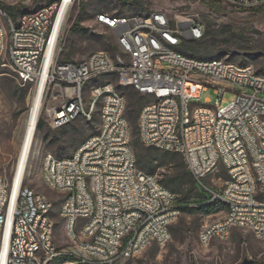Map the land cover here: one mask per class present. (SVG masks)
Wrapping results in <instances>:
<instances>
[{
	"label": "built area",
	"instance_id": "built-area-1",
	"mask_svg": "<svg viewBox=\"0 0 264 264\" xmlns=\"http://www.w3.org/2000/svg\"><path fill=\"white\" fill-rule=\"evenodd\" d=\"M30 0H0V61L6 59L22 86L41 90V110L53 130L80 119L99 129L67 158L47 153L41 173L62 195L59 217L68 245L54 241L52 203L18 181L0 175V264H118L149 245L171 239L179 215L175 195L153 174L142 172L130 145L126 100L119 85L150 98L137 117L140 142L178 154L208 203L224 204V216L201 227L198 241L209 246L245 229L264 241V75L252 66L220 59L200 60L177 51L183 40L202 38L203 28L182 34L163 13L96 15L113 32L114 56L95 52L85 60L61 63L73 3L51 2L19 16L14 24L2 6ZM225 6L255 9L264 0H219ZM212 88L213 105L199 102ZM234 94L226 106L225 93ZM222 169L221 191L203 182Z\"/></svg>",
	"mask_w": 264,
	"mask_h": 264
},
{
	"label": "rangeland",
	"instance_id": "rangeland-1",
	"mask_svg": "<svg viewBox=\"0 0 264 264\" xmlns=\"http://www.w3.org/2000/svg\"><path fill=\"white\" fill-rule=\"evenodd\" d=\"M59 0H30L24 5L26 12L35 11L51 2ZM105 13L110 16H134L150 13L166 15L170 27L179 29L182 34L187 25H201L203 32L209 27L211 39L209 44L193 46L196 54L206 59H220L237 65L252 66L256 73L264 75V16L248 10H237L225 6L223 11L214 12L199 0H75L69 13L68 24L62 45L63 54H69L74 63L81 62L95 52H105L111 56L114 52L111 45L116 44L113 32L95 22L96 15ZM19 17L12 22L15 24ZM79 20L77 32L70 30L73 23ZM202 41V38L199 39ZM208 41V39H207ZM191 42L183 40L182 43ZM198 42V40H196ZM220 58H215L217 55ZM191 55V53H190ZM108 81L119 85L117 76ZM33 97L28 86H22L6 59L0 61V175L10 180L18 160L24 122ZM234 94L225 93L226 106L234 100ZM146 102L151 99L147 98ZM218 96L212 88L201 94L199 102L206 100L213 105ZM38 121L43 122L41 129L36 128L34 151L29 159L25 187L43 195L52 203L51 219L54 221V241L57 247L68 245L64 232V223L59 217L62 195L51 190L41 173L43 158L50 153L58 158L71 156L77 148L99 129V116L91 123L78 119L62 129H51L43 114ZM38 123V122H37ZM141 146H144L139 142ZM178 158L171 162H154L158 166L153 173L146 172L149 166L143 163L139 169L157 177L159 183L170 179L177 170ZM227 179L226 173L220 169L215 175L203 182L210 185L213 191H221ZM161 184V183H160ZM162 185V184H161ZM174 193L178 199L182 195L192 193L196 199L206 200L207 195L193 189L187 180L176 188ZM224 216V209H217L205 215L203 213H179L170 226L171 239L164 245L152 243L141 254L134 258L120 261L118 264H241L251 260L252 264H264V241L256 239L245 229H233L229 237L222 241H214L209 246H202L198 241L201 227Z\"/></svg>",
	"mask_w": 264,
	"mask_h": 264
},
{
	"label": "trees",
	"instance_id": "trees-1",
	"mask_svg": "<svg viewBox=\"0 0 264 264\" xmlns=\"http://www.w3.org/2000/svg\"><path fill=\"white\" fill-rule=\"evenodd\" d=\"M199 1L202 4L206 5L210 10L214 12H221L223 11L225 7V5L221 3L219 0H199ZM2 8L7 12V14L10 16L12 20H15L17 17L25 13H28L26 12L24 5L2 6ZM236 9L245 10V9H239V8H236ZM248 11H252L254 13H257L258 15L264 16V6H261L255 9H250ZM79 28H80L79 20H76L71 26L70 30L72 32H77ZM210 39H211V36L209 34V27H206L205 31L203 32L202 41L198 40V42L191 41V42L182 43L179 47H177V51L180 52L181 54L190 56L195 59L207 60L205 57L198 56L193 46L207 45L209 44ZM111 48L115 55L117 51L115 45H111ZM220 57L221 55L219 54L215 58H220ZM59 60L61 63L73 62L69 54H63V50H62ZM240 66H245V65H240ZM117 90L121 95L125 97V100H126L125 118L130 124V135H131L130 145L134 152L138 168L143 163H146L150 167L149 170H147L146 172L153 173L154 170L159 166V165L153 166L154 162L160 161L163 163L164 162L169 163L171 162L173 158H178V164L176 167L177 170L175 171L174 175L170 179L163 180L160 183L162 184V186H164L166 189H168L173 194L177 192L176 188H180L182 186L183 180H187L189 183H191V185L193 186V189L194 188L197 189L191 176L186 171L183 159L180 155L168 153V152H162V151L156 150L155 148L141 146L139 144L140 140H139L138 132H137V117L139 115L141 108L146 103H148L146 102L147 101L146 97L142 96L132 87H117ZM96 115H98V113L94 115V118ZM42 127H43V122L38 121L37 129H41ZM176 207L178 208L180 213L181 212L189 213V214L203 213L205 215H208L220 208L225 209L224 204L220 202L208 203V199L198 200L196 199L195 194H192V193L182 195L178 199L176 198Z\"/></svg>",
	"mask_w": 264,
	"mask_h": 264
},
{
	"label": "bare ground",
	"instance_id": "bare-ground-1",
	"mask_svg": "<svg viewBox=\"0 0 264 264\" xmlns=\"http://www.w3.org/2000/svg\"><path fill=\"white\" fill-rule=\"evenodd\" d=\"M72 3V0H63L62 9L65 11ZM41 110V90L36 92L31 100L29 110L24 122L23 135L18 151V160L14 169L15 179L19 180L23 170L26 167L25 177L27 176V169L30 157L35 154L34 141Z\"/></svg>",
	"mask_w": 264,
	"mask_h": 264
},
{
	"label": "water",
	"instance_id": "water-1",
	"mask_svg": "<svg viewBox=\"0 0 264 264\" xmlns=\"http://www.w3.org/2000/svg\"><path fill=\"white\" fill-rule=\"evenodd\" d=\"M241 264H252L251 260H244Z\"/></svg>",
	"mask_w": 264,
	"mask_h": 264
}]
</instances>
